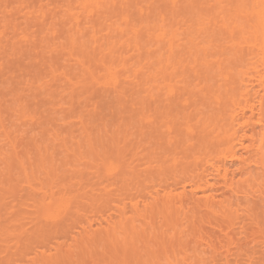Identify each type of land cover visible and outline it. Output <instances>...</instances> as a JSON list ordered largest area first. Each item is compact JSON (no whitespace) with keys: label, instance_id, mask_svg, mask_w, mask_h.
Here are the masks:
<instances>
[{"label":"bare ground","instance_id":"bare-ground-1","mask_svg":"<svg viewBox=\"0 0 264 264\" xmlns=\"http://www.w3.org/2000/svg\"><path fill=\"white\" fill-rule=\"evenodd\" d=\"M0 264H264V0H0Z\"/></svg>","mask_w":264,"mask_h":264}]
</instances>
